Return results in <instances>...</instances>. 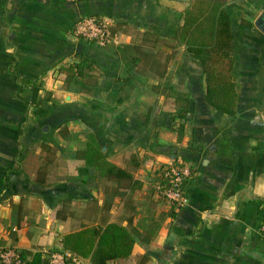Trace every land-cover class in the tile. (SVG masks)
<instances>
[{
    "label": "crops",
    "instance_id": "crops-1",
    "mask_svg": "<svg viewBox=\"0 0 264 264\" xmlns=\"http://www.w3.org/2000/svg\"><path fill=\"white\" fill-rule=\"evenodd\" d=\"M195 1L0 0V247L42 264L64 233L107 220L135 236L108 264H264V0H207L229 18L233 112L181 39ZM91 14L114 41L73 35ZM90 144L131 176L88 164ZM171 160L189 165L183 204L154 188Z\"/></svg>",
    "mask_w": 264,
    "mask_h": 264
},
{
    "label": "trees",
    "instance_id": "trees-1",
    "mask_svg": "<svg viewBox=\"0 0 264 264\" xmlns=\"http://www.w3.org/2000/svg\"><path fill=\"white\" fill-rule=\"evenodd\" d=\"M218 6L216 5L213 9L207 0H196L190 8L185 10L180 36L186 44V49L199 57L203 64L206 72L207 98L213 105L233 112L237 92L230 73L232 35L228 15L223 8H218ZM152 34L153 36L143 34L141 39L156 41L157 34ZM120 45L124 51L127 45L122 43ZM136 60L138 61V59ZM78 64L83 66L85 58ZM102 155L98 146L90 144L84 157L88 164L100 165L109 178L118 179L131 176V173L125 168L102 160ZM61 242L63 248L89 257L90 264H108L109 259L130 254L135 236L128 227L114 221L104 220L100 224L88 225L64 233ZM19 253L24 264H39L41 262L39 252L32 253L30 259H26L30 252L19 249Z\"/></svg>",
    "mask_w": 264,
    "mask_h": 264
},
{
    "label": "built area",
    "instance_id": "built-area-1",
    "mask_svg": "<svg viewBox=\"0 0 264 264\" xmlns=\"http://www.w3.org/2000/svg\"><path fill=\"white\" fill-rule=\"evenodd\" d=\"M74 36L87 39L98 45H104L116 39L113 25L101 15H83L74 22ZM189 165L183 161L164 162L157 170L154 180L156 193L173 203L183 204L185 196L182 190L184 177L189 174ZM259 229L264 235V219ZM46 258L42 264H88L84 256L70 249L45 250ZM0 261L3 264H24L19 251L15 247H0Z\"/></svg>",
    "mask_w": 264,
    "mask_h": 264
},
{
    "label": "water",
    "instance_id": "water-1",
    "mask_svg": "<svg viewBox=\"0 0 264 264\" xmlns=\"http://www.w3.org/2000/svg\"><path fill=\"white\" fill-rule=\"evenodd\" d=\"M256 24H260L262 23L263 24V27H264V12L262 14H260L257 18V20L255 21Z\"/></svg>",
    "mask_w": 264,
    "mask_h": 264
}]
</instances>
